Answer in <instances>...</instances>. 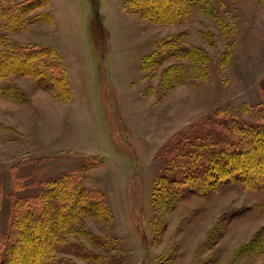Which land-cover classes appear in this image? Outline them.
<instances>
[{
  "label": "rangeland",
  "instance_id": "obj_1",
  "mask_svg": "<svg viewBox=\"0 0 264 264\" xmlns=\"http://www.w3.org/2000/svg\"><path fill=\"white\" fill-rule=\"evenodd\" d=\"M158 2L39 0L12 29L0 21V49L47 45L64 76L27 64L0 80L1 234L22 220L15 200L63 174L99 199L57 234L50 264H264V190L222 155L218 178L183 184L173 156L191 130L264 124V0ZM42 200L54 218L63 202Z\"/></svg>",
  "mask_w": 264,
  "mask_h": 264
},
{
  "label": "trees",
  "instance_id": "obj_2",
  "mask_svg": "<svg viewBox=\"0 0 264 264\" xmlns=\"http://www.w3.org/2000/svg\"><path fill=\"white\" fill-rule=\"evenodd\" d=\"M36 1L39 0H26L22 4L17 5H3L0 3V21L6 22L4 31L20 24L24 20L25 9ZM187 1L185 0V2ZM153 2L155 3L154 5H159L158 0H153ZM51 51L52 48L47 45H34L27 48L12 45L8 49H0V80L14 70H20L22 67L27 66V64L34 65L36 68L35 73L40 79H51L54 81L55 78H64L56 71L59 64L55 60L46 57V55L49 56L51 54ZM253 111L264 119V101L254 107ZM220 128L221 130H219ZM209 136H213V141L219 145H224V147L208 145L207 149L210 147L211 152L201 148L200 150L196 149L197 146H201L200 144H202L204 138ZM221 155L222 157L224 156V160L220 162V167L229 171L233 169L239 170V174H234L236 178H240L242 175L250 176L246 180L256 188L264 190V165H262L264 161V124L234 120L231 123H216L212 130H191L187 132L182 137L181 142L173 149V156L176 159V175H180V181L183 184L190 183L191 185L200 186L202 182L211 181L212 178L209 179L211 176L218 178L220 171L212 167L215 159H210ZM196 158L201 162L198 167ZM212 161L213 164H211ZM253 167L255 168L254 170L252 169ZM191 169L195 171L193 172ZM225 175L228 176L230 174ZM76 180L77 178L74 176L70 177L63 174L50 180L48 185L40 188L39 193L33 198H24L22 201L15 200L13 204V219L16 218L14 216L17 213L21 212L22 220L16 224H14L13 220L6 234L3 235L0 232V264H8L10 258L13 259L12 264H23L26 260H29L30 264H50L55 262L53 252H55L56 248L59 249L63 246H61V243L54 241V238L57 234L67 230L69 223L73 222L75 216L80 214V209L83 212V209L90 206L93 207L94 204L99 202L96 192L93 190L83 186H74ZM1 188L0 180V199L2 195ZM42 198L45 201L55 199L63 202V204L60 203L54 218H45L43 216L45 208L41 205ZM32 216L33 219L31 218ZM16 238L22 242L20 248L17 246L18 250L12 248V240ZM64 247L70 250L76 248L78 251L80 245L67 244ZM37 260L38 262H36ZM61 262L67 263L69 261L62 259Z\"/></svg>",
  "mask_w": 264,
  "mask_h": 264
}]
</instances>
